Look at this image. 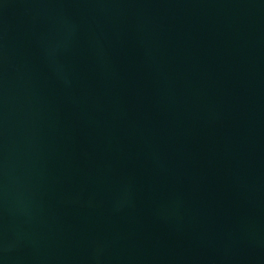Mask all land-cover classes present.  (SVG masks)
Listing matches in <instances>:
<instances>
[{"label":"water","instance_id":"obj_1","mask_svg":"<svg viewBox=\"0 0 264 264\" xmlns=\"http://www.w3.org/2000/svg\"><path fill=\"white\" fill-rule=\"evenodd\" d=\"M0 264H264V0H0Z\"/></svg>","mask_w":264,"mask_h":264}]
</instances>
